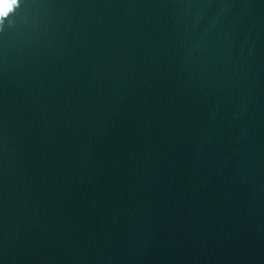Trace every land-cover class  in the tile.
I'll use <instances>...</instances> for the list:
<instances>
[{"label":"water","instance_id":"1","mask_svg":"<svg viewBox=\"0 0 264 264\" xmlns=\"http://www.w3.org/2000/svg\"><path fill=\"white\" fill-rule=\"evenodd\" d=\"M0 0V264H264V0Z\"/></svg>","mask_w":264,"mask_h":264},{"label":"snow or ice","instance_id":"2","mask_svg":"<svg viewBox=\"0 0 264 264\" xmlns=\"http://www.w3.org/2000/svg\"><path fill=\"white\" fill-rule=\"evenodd\" d=\"M14 3H15V0H6L5 14H6V10H7L8 8H10L11 5L14 4Z\"/></svg>","mask_w":264,"mask_h":264}]
</instances>
